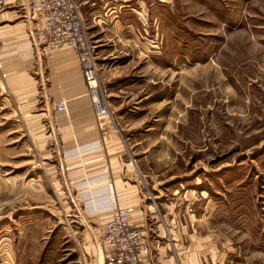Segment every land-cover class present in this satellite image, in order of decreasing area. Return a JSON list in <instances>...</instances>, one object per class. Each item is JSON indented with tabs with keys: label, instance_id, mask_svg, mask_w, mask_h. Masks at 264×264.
<instances>
[{
	"label": "rangeland",
	"instance_id": "1",
	"mask_svg": "<svg viewBox=\"0 0 264 264\" xmlns=\"http://www.w3.org/2000/svg\"><path fill=\"white\" fill-rule=\"evenodd\" d=\"M87 1L107 121L178 242L162 264H264V0ZM20 96L0 94V264H105L60 204L43 101Z\"/></svg>",
	"mask_w": 264,
	"mask_h": 264
},
{
	"label": "crops",
	"instance_id": "2",
	"mask_svg": "<svg viewBox=\"0 0 264 264\" xmlns=\"http://www.w3.org/2000/svg\"><path fill=\"white\" fill-rule=\"evenodd\" d=\"M87 5L89 9L94 7L93 2ZM0 17V36L4 46L0 59L7 73L6 80H0V94L17 95L18 98L27 94L29 99L22 101L32 106H39L43 101V123L50 130L49 139L57 160L60 204L70 208L71 222H75L81 232L97 240L104 257L100 244L101 229L113 212V204L129 208L130 222L143 232L150 250L154 238L159 239H156L159 243L158 257L154 259L150 254L146 264H157L159 260L162 264L164 258L173 260L174 257H168V253L175 249L178 242L172 243L169 233L162 229V226H167L165 217L168 213L161 208L162 212L156 211L155 207H160L158 201H147L143 197L146 175L141 172L137 175L134 158L126 149L125 141L116 133L117 123L104 120L101 126L98 124L86 96L75 54L70 50L46 51L50 55L44 59L40 57V47L44 43L37 36L42 26L40 28L31 17L26 4L10 6ZM37 94H40L38 99ZM58 102L67 105L66 111L56 110ZM155 217L162 220L156 218V227L152 223L148 225ZM146 231H151L153 240L147 237ZM165 236L167 241H164ZM213 254H216L215 248L207 249L205 259L208 257L214 262ZM198 262L201 263V260H197L196 264H200Z\"/></svg>",
	"mask_w": 264,
	"mask_h": 264
},
{
	"label": "built area",
	"instance_id": "3",
	"mask_svg": "<svg viewBox=\"0 0 264 264\" xmlns=\"http://www.w3.org/2000/svg\"><path fill=\"white\" fill-rule=\"evenodd\" d=\"M31 17L42 26L38 39L44 51L70 50L75 54L94 116L101 126L111 120V111L101 88L95 47L90 43L83 22L82 6L87 0H30ZM6 4L0 0V12ZM57 111H66L64 102L55 104ZM103 120V121H102ZM102 121V122H101ZM101 232V249L105 264H146L151 251L143 232L130 222L131 210L115 204Z\"/></svg>",
	"mask_w": 264,
	"mask_h": 264
}]
</instances>
